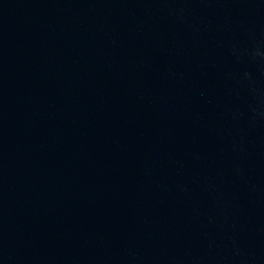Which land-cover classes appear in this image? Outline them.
<instances>
[{"label":"water","instance_id":"water-1","mask_svg":"<svg viewBox=\"0 0 264 264\" xmlns=\"http://www.w3.org/2000/svg\"><path fill=\"white\" fill-rule=\"evenodd\" d=\"M0 264H264V0H0Z\"/></svg>","mask_w":264,"mask_h":264}]
</instances>
